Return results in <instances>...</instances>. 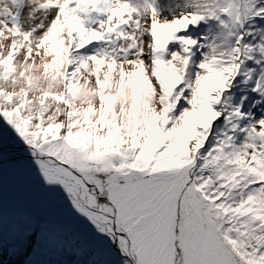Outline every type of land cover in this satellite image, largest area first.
<instances>
[{"label": "snow or ice", "instance_id": "6c2138e0", "mask_svg": "<svg viewBox=\"0 0 264 264\" xmlns=\"http://www.w3.org/2000/svg\"><path fill=\"white\" fill-rule=\"evenodd\" d=\"M264 264V0H0V264Z\"/></svg>", "mask_w": 264, "mask_h": 264}, {"label": "trees", "instance_id": "16d2710c", "mask_svg": "<svg viewBox=\"0 0 264 264\" xmlns=\"http://www.w3.org/2000/svg\"><path fill=\"white\" fill-rule=\"evenodd\" d=\"M12 264H17V261L13 260Z\"/></svg>", "mask_w": 264, "mask_h": 264}]
</instances>
